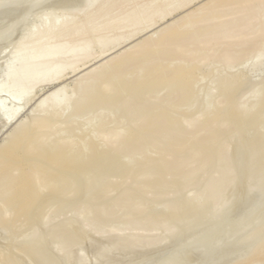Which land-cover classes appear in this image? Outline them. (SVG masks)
Instances as JSON below:
<instances>
[{"label":"bare ground","instance_id":"1","mask_svg":"<svg viewBox=\"0 0 264 264\" xmlns=\"http://www.w3.org/2000/svg\"><path fill=\"white\" fill-rule=\"evenodd\" d=\"M198 1L0 0V37L5 40L30 13L33 18L36 8L67 16H56L49 25L43 22L48 25L44 36L39 28L23 54H16L0 90H18L14 101L28 102L37 86L57 84L67 73L76 77L71 90L62 83L44 96L0 148L4 211L16 213L17 222L29 213L38 216L35 206L44 190L65 195L75 173L88 179L94 198L109 191L112 176L142 173L132 192L99 213L111 215L122 204L128 211L123 223L106 225L89 211L82 228L109 240L124 228L143 233L157 222L144 228V221L151 224L156 218L147 217V205L134 210L140 195L166 189L178 193L176 175H192L204 167L217 154V137L231 130L246 138L252 175H264V95L250 103L247 98L237 100L241 78L232 71L242 55L264 53V0L199 3L113 55L121 44ZM10 14L14 19L9 24ZM96 45L102 50L98 56L93 52ZM211 60L217 64L214 71L195 76V69ZM210 74L212 84L204 88ZM202 94L204 103L195 109ZM3 110L2 102L0 117L7 124L20 107ZM78 121L84 128L75 136L72 129ZM228 162H221L217 178L208 183L213 186L210 200L186 198L172 205L157 218L159 226L172 232L171 221L190 223L214 208L229 185L233 169ZM185 169L189 171L181 174ZM82 210L78 208L76 215ZM261 253L262 246L255 251L257 257Z\"/></svg>","mask_w":264,"mask_h":264},{"label":"rangeland","instance_id":"2","mask_svg":"<svg viewBox=\"0 0 264 264\" xmlns=\"http://www.w3.org/2000/svg\"><path fill=\"white\" fill-rule=\"evenodd\" d=\"M206 1L208 0L195 2L160 21L151 29L137 34L132 40L113 50V55ZM43 9L45 11V8ZM35 10L33 18L29 17L32 15L30 13L26 23L23 21L26 25H23L24 23H21L22 26H19V23L16 25L15 34V30L12 31L10 36L7 35L9 36L6 37L7 40L0 37V86L13 66L16 54H23L35 39L33 34L39 28L42 31L41 36H44L47 26L56 20L57 13L54 15L56 10L51 11L54 12L52 15L55 17H51L52 15L46 11L41 13L37 12V8ZM57 12L58 16L61 15L59 20H63L62 15L66 16V14L62 13L63 11L57 10ZM3 18L4 21L8 19L7 22L11 18L14 19L8 15L6 19ZM44 21L49 24H43ZM3 23L2 26L5 27L6 24ZM2 29L5 28H1V31ZM93 52L98 56L102 50L96 45ZM216 65L212 60L204 62L195 69L194 74L199 77L208 75L214 71ZM236 66L237 68L232 71L238 73L241 78V84L235 95L237 100L247 98V103H250L256 99V95H264V53L260 56L259 52L242 55ZM213 76L210 74L207 77L202 84L204 88L212 84ZM75 78L74 75L67 73L57 84L37 86L31 92L28 102L14 101L18 90H0V104L2 102L4 104L3 111L20 107L17 117L11 122L6 124L0 117V148L7 142L14 129L21 122L28 120L36 104L44 96L62 83L67 90H71ZM203 97L204 94L196 103L195 109L204 103ZM83 128L82 121L76 122L72 134L77 136ZM234 131H228L217 137L216 156H213L204 167L198 168L195 174L176 175L181 188L178 193H169L170 191L166 189L164 193L140 195L134 210L137 211L140 206H149L147 208L149 212L145 214L147 217H153L152 220L155 217L156 220L154 219L151 224L149 220L142 224L147 228L157 222L153 225L155 229L150 226L154 231L147 228L148 231L146 229L147 232L142 233L124 228L117 237L109 240L86 232L82 228L83 219L89 211L106 225L123 223L128 211L122 204L118 205L111 215L102 217L99 213L109 203L117 202L125 193L132 192L142 173L135 175L122 173L112 176L108 184L109 191L96 198L90 192L92 188L88 186V179L84 175L75 173L70 176L69 184L65 185L67 187L65 195H58L52 189L44 190L35 206L38 216L34 217L29 213L31 217L25 215L26 218L23 216L20 222V219L17 222L16 213L4 211L3 202L0 200V264H175L178 262V257L180 262L177 264H264V253L258 257L255 254L259 247H264V175H252L253 160L248 147H244L246 138L240 137ZM51 135H55V132ZM80 137L83 138L84 135ZM224 159L229 161L233 170L228 176L229 185L218 204L214 208L211 207V210L207 209L202 215L196 216L190 223L183 221L181 223V220H176L175 223L171 221L172 232L166 229L168 227H162L164 225L160 227L157 218L163 217L172 205L179 204L186 198H200L207 201L211 199L213 186L208 183L217 178L220 164ZM188 171L189 169L182 170L181 174ZM80 207L83 210L81 215L77 216L76 212ZM61 245L65 246L64 250H61Z\"/></svg>","mask_w":264,"mask_h":264}]
</instances>
